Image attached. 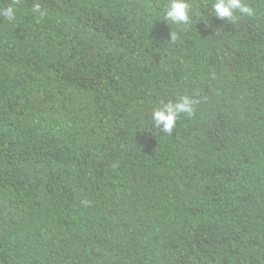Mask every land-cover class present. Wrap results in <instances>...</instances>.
<instances>
[{"label":"trees","instance_id":"trees-1","mask_svg":"<svg viewBox=\"0 0 264 264\" xmlns=\"http://www.w3.org/2000/svg\"><path fill=\"white\" fill-rule=\"evenodd\" d=\"M190 2L187 26L168 0L0 17V264H264V0ZM180 95L195 114L146 129Z\"/></svg>","mask_w":264,"mask_h":264},{"label":"clouds","instance_id":"clouds-1","mask_svg":"<svg viewBox=\"0 0 264 264\" xmlns=\"http://www.w3.org/2000/svg\"><path fill=\"white\" fill-rule=\"evenodd\" d=\"M18 0H12V3L7 7H0V17L12 22L16 19ZM194 5L190 0H168L163 12V21L176 26H187L191 23L193 17ZM211 16L220 20H226L230 23H235L241 16L252 17L255 15L254 9L244 0H212ZM34 14L40 17L46 15L39 3H35L32 7ZM203 14H200V17ZM204 22L206 26H210L209 17L205 15ZM171 41L176 40V34L170 33ZM199 100L189 95H180L175 101L161 102L158 107H155L151 114V123L148 125L150 132L156 129L165 134L171 135L173 129L177 125L178 118L181 114L191 118L196 111V105ZM82 204L87 207L89 201L83 200Z\"/></svg>","mask_w":264,"mask_h":264}]
</instances>
